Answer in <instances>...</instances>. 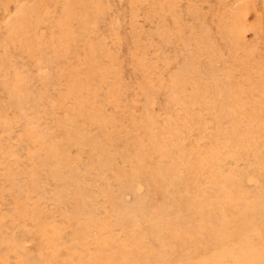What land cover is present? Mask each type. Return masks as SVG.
Here are the masks:
<instances>
[{"label":"rangeland","instance_id":"rangeland-1","mask_svg":"<svg viewBox=\"0 0 264 264\" xmlns=\"http://www.w3.org/2000/svg\"><path fill=\"white\" fill-rule=\"evenodd\" d=\"M0 264H264V0H0Z\"/></svg>","mask_w":264,"mask_h":264}]
</instances>
